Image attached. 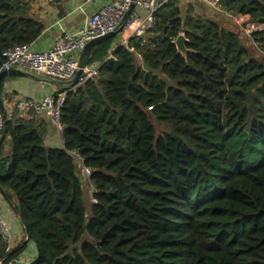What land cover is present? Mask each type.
Instances as JSON below:
<instances>
[{
    "label": "trees",
    "instance_id": "trees-1",
    "mask_svg": "<svg viewBox=\"0 0 264 264\" xmlns=\"http://www.w3.org/2000/svg\"><path fill=\"white\" fill-rule=\"evenodd\" d=\"M179 3L128 46L92 49L98 74L66 95L62 147L44 145L41 119L7 117L0 189L26 238L8 253L0 234V261L31 243L30 264H264V63L248 49L264 53V28L239 29L264 25V0H220L233 27ZM42 30L24 0H0V67Z\"/></svg>",
    "mask_w": 264,
    "mask_h": 264
},
{
    "label": "built area",
    "instance_id": "built-area-1",
    "mask_svg": "<svg viewBox=\"0 0 264 264\" xmlns=\"http://www.w3.org/2000/svg\"><path fill=\"white\" fill-rule=\"evenodd\" d=\"M102 5L91 15H85L83 24L74 32L61 31L53 46L43 52L32 49V44L16 46L3 53V62L0 72L9 69H20L39 77H48L59 82L68 83L67 88L58 94L47 95L35 101L26 98H14L9 100L13 109L19 111L22 116L42 119L46 116L56 133L61 136L63 127L60 122L61 109L64 105L68 92L81 86L87 80L94 79L98 74L99 66H86L82 69L77 83L72 84L79 70L76 57L84 49L86 44L96 38L120 30V41L118 46H128L132 38L144 37L155 26V14L157 10L169 0H84L81 7L83 12L85 6L102 2ZM209 8L223 12L220 9V0H199ZM229 17L231 13H226ZM232 17V16H231ZM241 26L240 35L248 38L254 32L260 31L264 25L250 23ZM3 131V121L0 115V136ZM61 138V137H60ZM85 176L90 175L82 160L75 152H70ZM0 234L7 244L6 252L11 251V236L7 226L0 220ZM0 264H24L20 258H4Z\"/></svg>",
    "mask_w": 264,
    "mask_h": 264
},
{
    "label": "crops",
    "instance_id": "crops-1",
    "mask_svg": "<svg viewBox=\"0 0 264 264\" xmlns=\"http://www.w3.org/2000/svg\"><path fill=\"white\" fill-rule=\"evenodd\" d=\"M103 2L104 1L87 5L84 7L83 12H80L78 8L82 6L84 0H24L27 15L31 19L40 22L43 27L40 36L32 44V49L39 52L49 50L59 37L61 31L69 33L76 31L84 22V13L91 15ZM185 3L187 5L190 3L194 11L199 15L204 14L209 17L217 16V18L219 16L218 19L225 25H233V17H229L225 13H218L199 0H185ZM116 38L117 42L114 43L115 46L120 41V35H117ZM71 57L79 60V55ZM1 83L2 89L5 95H7V99L4 100L7 117L11 114H15L17 117L22 116L19 111L13 109V104L9 102L10 98L11 100L14 98H26L38 101L47 95L62 92L67 88L66 86L68 84L61 82L62 84L52 86L40 80L28 77L9 78L1 81ZM25 117L29 118L28 116ZM41 120L47 126L44 145L54 148L62 147L61 139L54 127L50 124L49 119L44 116ZM10 153L9 139L6 136L0 146V154L2 157H8ZM15 204L16 201L11 192H6L4 190H2V192L0 191V220L9 227L8 233L12 238L11 247L13 250L19 247V245L25 244L26 238L24 228L15 210ZM21 256L24 258V264L32 263L36 258L34 245L27 243L25 249L21 252Z\"/></svg>",
    "mask_w": 264,
    "mask_h": 264
},
{
    "label": "water",
    "instance_id": "water-1",
    "mask_svg": "<svg viewBox=\"0 0 264 264\" xmlns=\"http://www.w3.org/2000/svg\"><path fill=\"white\" fill-rule=\"evenodd\" d=\"M120 30H117L116 32H112L109 34H106L102 37L93 39L91 41H89L86 46L84 47V49L80 52L79 55V60H78V64H79V70L77 71L74 80L71 82L73 85L77 83L78 77L80 76L82 69L85 68L86 66H88V59L90 56V53L92 51V49L98 45L99 43L103 42V41H107V40H111L113 38H115L117 35H119ZM185 38L183 34H180L177 39L175 40L174 44L177 48V51L179 53H181L183 56L186 55V48H185ZM16 77H28V78H32V79H36V80H40L44 83H47L49 85H58V84H62L61 82H58L54 79L48 78V77H39L35 74L20 70V69H9V70H4L2 72H0V83L1 81L5 80V79H9V78H16ZM5 92L4 91H0V115L3 121V131L2 134L0 136V146L3 143L6 135H7V114H6V109H5V105H4V100H5ZM0 191L2 192V190L0 189Z\"/></svg>",
    "mask_w": 264,
    "mask_h": 264
},
{
    "label": "rangeland",
    "instance_id": "rangeland-1",
    "mask_svg": "<svg viewBox=\"0 0 264 264\" xmlns=\"http://www.w3.org/2000/svg\"><path fill=\"white\" fill-rule=\"evenodd\" d=\"M185 5H187L186 3H185V0H180V3H179V7H180V9H187V7L188 6H185ZM182 7V8H181ZM235 30H237V29H235ZM113 42L115 43V42H117V38L115 37V38H113ZM245 42V41H244ZM249 46H248V49H249V52H250V55L253 57V58H255L257 61H259V62H261V63H264V53L260 50V48L259 47H257V46H253V45H251V44H248ZM16 113V112H15ZM15 115V114H14ZM17 115H18V113H17ZM152 123L154 124V126H155V128H156V131H157V133L158 134H160V133H162V132H165V131H167L168 130V128H167V126H165V125H161V124H158V123H156L155 121H152ZM79 172H80V174H82V170L79 168ZM78 172V173H79ZM88 201H89V199H88ZM7 229H8V231H9V227L7 226ZM12 241V240H11Z\"/></svg>",
    "mask_w": 264,
    "mask_h": 264
}]
</instances>
